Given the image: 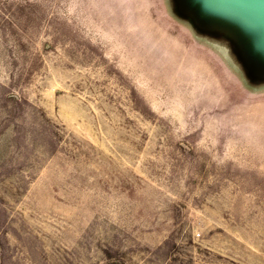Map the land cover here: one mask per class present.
Masks as SVG:
<instances>
[{"label":"rangeland","instance_id":"obj_1","mask_svg":"<svg viewBox=\"0 0 264 264\" xmlns=\"http://www.w3.org/2000/svg\"><path fill=\"white\" fill-rule=\"evenodd\" d=\"M0 264H264L262 11L0 0Z\"/></svg>","mask_w":264,"mask_h":264},{"label":"bare ground","instance_id":"obj_2","mask_svg":"<svg viewBox=\"0 0 264 264\" xmlns=\"http://www.w3.org/2000/svg\"><path fill=\"white\" fill-rule=\"evenodd\" d=\"M248 3H250L251 5L255 6L256 8H258L259 10H261L262 12H264V1L263 0H246Z\"/></svg>","mask_w":264,"mask_h":264},{"label":"water","instance_id":"obj_3","mask_svg":"<svg viewBox=\"0 0 264 264\" xmlns=\"http://www.w3.org/2000/svg\"><path fill=\"white\" fill-rule=\"evenodd\" d=\"M264 1V0H263ZM261 11V10H260ZM264 11V10H263ZM264 14V12H262Z\"/></svg>","mask_w":264,"mask_h":264}]
</instances>
